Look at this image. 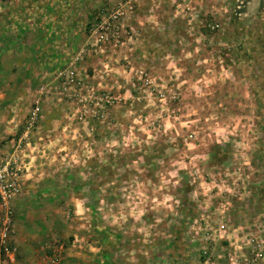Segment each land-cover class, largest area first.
<instances>
[{
	"label": "rangeland",
	"instance_id": "374dc122",
	"mask_svg": "<svg viewBox=\"0 0 264 264\" xmlns=\"http://www.w3.org/2000/svg\"><path fill=\"white\" fill-rule=\"evenodd\" d=\"M211 68L188 96L171 87L170 66L162 67L161 81L146 65L129 85L117 76L120 89L99 79L98 95L83 108L48 98L30 142L54 158L37 169L56 172L49 180L56 189L45 192L43 207L33 201L14 209L15 220L28 218L34 236H100L103 264H179L173 254L183 248L202 264L193 236H219L220 225L226 236H264V82L260 97L243 98L254 111L231 113L217 96L229 73ZM39 85L21 90L31 94ZM104 93L110 104L98 101ZM33 94L19 98L11 114L17 134ZM104 110L105 122L96 120Z\"/></svg>",
	"mask_w": 264,
	"mask_h": 264
},
{
	"label": "crops",
	"instance_id": "0c3cea01",
	"mask_svg": "<svg viewBox=\"0 0 264 264\" xmlns=\"http://www.w3.org/2000/svg\"><path fill=\"white\" fill-rule=\"evenodd\" d=\"M119 2L127 7L119 44L109 46L101 60L87 54L78 65L92 87L102 84L99 79L103 77L112 88L117 76L122 75L128 84L130 76L144 73L146 65L153 67L155 80H161L162 67L170 66V79L174 82L171 87L188 96L194 91L192 82L207 80L213 74L211 66L216 65L221 76L229 73L225 83L217 87L218 99L227 103L226 111H252V102L248 104L243 98L251 94L257 99L263 91L264 0H25L21 12L26 14L24 22L22 17L13 15L14 3L0 4V14L11 15V27L0 21V162L18 154L24 169L21 193L13 204L16 212L33 201L39 207L45 206V192L56 189L49 181L56 172L37 169L38 162L51 159L49 154L36 151L31 142L16 150L21 134L15 131L17 124L11 114L19 98L35 91L33 87L31 94H25L21 87L23 83L54 80L58 67L67 66L88 43L90 28L99 12L108 15ZM205 22H215L219 27L212 30V24L206 26ZM245 81L248 85H244ZM178 107L186 111L189 105L183 107L182 103ZM37 191L42 196H36ZM27 220H15V264H48L45 246L51 244H62L61 264L107 261L102 257V237L34 236L27 231ZM71 238L75 242L70 245ZM231 238L241 242L244 236ZM173 257L179 264H201L189 248L180 249Z\"/></svg>",
	"mask_w": 264,
	"mask_h": 264
},
{
	"label": "built area",
	"instance_id": "2783aa9c",
	"mask_svg": "<svg viewBox=\"0 0 264 264\" xmlns=\"http://www.w3.org/2000/svg\"><path fill=\"white\" fill-rule=\"evenodd\" d=\"M126 8L125 3L119 2L108 15L100 11L90 28L89 41L86 46L79 49L67 66L58 67L53 75L54 80L41 83L35 89L16 150L20 151L23 143L30 144L31 135L41 120L43 105L48 98L54 96L58 101H62L66 97L83 108L87 98L98 95L88 79L81 75L78 65L87 54L97 56L98 60H101L109 46L119 44L121 21L126 17ZM210 28L215 30L218 26H211ZM99 75L102 76L101 73ZM104 76L106 75L104 74ZM114 88H121L118 81L113 84L111 90H114ZM109 94H101L98 101L104 102L105 100V103L110 104L111 97ZM107 112L108 110H104L102 114H95L94 116L96 120L105 122V114L110 115ZM78 119L83 121L82 116H79ZM23 171L24 169L18 162V154H14L9 159L0 162V264H15L16 262L18 250L13 242L15 236L13 204L21 193ZM226 230L227 228L220 225L219 230H217L219 236H193L192 242H198L195 246H199L198 256L202 264H216V260H223L226 264L264 263V236H248L247 238H250L247 241L244 236L243 240L238 242L232 240L231 236H226ZM243 241H246V243ZM219 242L221 244L226 243V245L218 247ZM217 248L219 249L217 250ZM45 250L48 264H61V254L63 252L61 245H46Z\"/></svg>",
	"mask_w": 264,
	"mask_h": 264
},
{
	"label": "trees",
	"instance_id": "16d2710c",
	"mask_svg": "<svg viewBox=\"0 0 264 264\" xmlns=\"http://www.w3.org/2000/svg\"><path fill=\"white\" fill-rule=\"evenodd\" d=\"M9 3H14L13 5V10L16 12V13H13V15H16L17 14V17L21 18V20L24 22L26 20V14L25 13H21L24 11L25 9V0H0V4H9ZM22 5V6H21ZM21 10V11H20ZM23 15V16H21ZM0 17L2 20V23H4V26L5 27H11L10 24H11V15L10 13L9 14H0ZM13 27V26H12ZM107 243H108V239H106ZM109 247V246H108Z\"/></svg>",
	"mask_w": 264,
	"mask_h": 264
}]
</instances>
